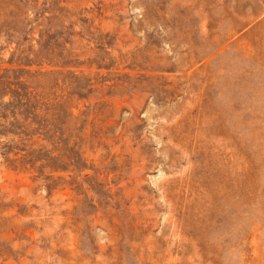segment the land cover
Instances as JSON below:
<instances>
[{
    "label": "rangeland",
    "instance_id": "1",
    "mask_svg": "<svg viewBox=\"0 0 264 264\" xmlns=\"http://www.w3.org/2000/svg\"><path fill=\"white\" fill-rule=\"evenodd\" d=\"M0 264H264V0H0Z\"/></svg>",
    "mask_w": 264,
    "mask_h": 264
}]
</instances>
